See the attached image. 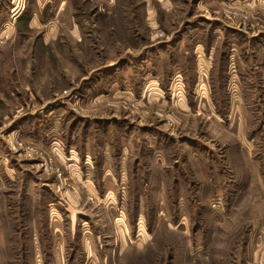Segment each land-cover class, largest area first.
Masks as SVG:
<instances>
[{"label":"rangeland","instance_id":"obj_1","mask_svg":"<svg viewBox=\"0 0 264 264\" xmlns=\"http://www.w3.org/2000/svg\"><path fill=\"white\" fill-rule=\"evenodd\" d=\"M0 264H264V0H0Z\"/></svg>","mask_w":264,"mask_h":264},{"label":"crops","instance_id":"obj_2","mask_svg":"<svg viewBox=\"0 0 264 264\" xmlns=\"http://www.w3.org/2000/svg\"><path fill=\"white\" fill-rule=\"evenodd\" d=\"M20 11H21V9H20ZM20 11H18V14L17 15H19V13H20ZM16 16V15H15ZM202 44V46H201V49H202V51H203V55H204V48H205V46L203 45V43H201ZM199 45V44H198ZM198 47L199 46H197V49H198ZM199 52V51H198ZM199 54H200V52H199ZM206 58H207V60H208V58L210 57L209 55H204ZM199 57H200V55H199ZM199 57H198V59H199ZM196 66H197V68H198V60H197V63H196ZM198 70H199V68H198ZM201 71V70H200ZM174 75V74H173ZM173 75H170L168 78V83H171L172 84V82L175 80V79H177V84H178V86L179 87H182L181 85H180V75L178 74V71H176V74L173 76ZM176 75H178V76H176ZM175 76H176V78H175ZM153 81V89L156 91V92H158V91H160V92H165L163 89H162V87L160 86V81H159V76L156 78V79H153L152 80ZM176 82V81H175ZM169 85L170 84H168V88H169ZM170 88H172L171 86H170ZM180 91H182V90H180ZM172 93V92H171ZM175 101L177 102V103H179L180 101H182V103H184V100L183 99H179V100H176L175 99ZM78 171V170H77Z\"/></svg>","mask_w":264,"mask_h":264},{"label":"bare ground","instance_id":"obj_3","mask_svg":"<svg viewBox=\"0 0 264 264\" xmlns=\"http://www.w3.org/2000/svg\"><path fill=\"white\" fill-rule=\"evenodd\" d=\"M15 15H17V14H15Z\"/></svg>","mask_w":264,"mask_h":264}]
</instances>
